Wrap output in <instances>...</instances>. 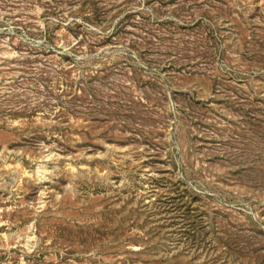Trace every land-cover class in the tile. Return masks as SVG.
Here are the masks:
<instances>
[{"label":"rangeland","instance_id":"obj_1","mask_svg":"<svg viewBox=\"0 0 264 264\" xmlns=\"http://www.w3.org/2000/svg\"><path fill=\"white\" fill-rule=\"evenodd\" d=\"M0 264H264V0H0Z\"/></svg>","mask_w":264,"mask_h":264}]
</instances>
